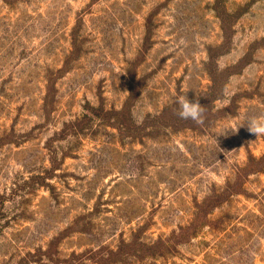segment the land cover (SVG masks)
Segmentation results:
<instances>
[{
  "label": "rangeland",
  "instance_id": "374dc122",
  "mask_svg": "<svg viewBox=\"0 0 264 264\" xmlns=\"http://www.w3.org/2000/svg\"><path fill=\"white\" fill-rule=\"evenodd\" d=\"M185 92L204 124L162 126ZM252 115L264 0H0V264H264Z\"/></svg>",
  "mask_w": 264,
  "mask_h": 264
},
{
  "label": "trees",
  "instance_id": "16d2710c",
  "mask_svg": "<svg viewBox=\"0 0 264 264\" xmlns=\"http://www.w3.org/2000/svg\"><path fill=\"white\" fill-rule=\"evenodd\" d=\"M218 73H211V79H212V86H211V90L213 91L212 95L210 96V98H212V101H214L215 99H217V96L215 94V91H217L218 89ZM130 100V99H129ZM175 111V110H174ZM174 116V114H173ZM172 124H170L171 122H162V126H175V127H190L189 122H187L188 120H183L181 119L177 114H175V117L172 120ZM120 129V128H119ZM264 167V154L260 157H256L254 155H249V159L246 163V166L244 168L245 172H244V176L250 173H254V172H258L260 171L262 168ZM233 187L231 185H227L225 187V189L223 190V193H219V194H215L214 197H218L214 200V206L217 205L218 203H221L223 201H225L226 199H228V197L232 194H234L235 192H238V190L233 189ZM206 213H209V210H206ZM196 224V221H194L191 225ZM181 226V235H184L185 232L186 234H189V229L190 226ZM191 235V232H190ZM139 236V235H138ZM136 235V237H138ZM183 238V236H176L175 233L173 235H171L168 238H163L160 237L159 239H157L155 242L153 243H141L140 246H138L139 248H134L136 247V245H134L135 239L133 238V241L131 243H129L128 246H131L132 248L128 251H123L122 252V248L118 249L117 251H115L114 255L117 254H123L128 256V257H138L141 259H144L146 257H157V256H165L167 254H174L177 249L175 247V245L177 243H179L178 241H181V239ZM134 248V249H133ZM50 250H48L47 252H49ZM51 255V254H49ZM50 258L52 256H49ZM120 263V262H119Z\"/></svg>",
  "mask_w": 264,
  "mask_h": 264
},
{
  "label": "clouds",
  "instance_id": "9594fccd",
  "mask_svg": "<svg viewBox=\"0 0 264 264\" xmlns=\"http://www.w3.org/2000/svg\"><path fill=\"white\" fill-rule=\"evenodd\" d=\"M187 92L177 98L176 103L179 105V110L176 114L183 120H191L197 125H203L205 122L206 108L199 102L200 95L196 94V98L190 100ZM241 127H245L250 134L255 135L257 138L264 137V115L247 117L242 124L233 128L231 133H237Z\"/></svg>",
  "mask_w": 264,
  "mask_h": 264
}]
</instances>
